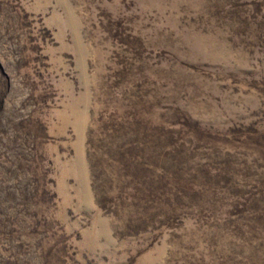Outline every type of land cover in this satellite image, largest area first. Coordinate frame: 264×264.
<instances>
[{"label":"rangeland","instance_id":"1","mask_svg":"<svg viewBox=\"0 0 264 264\" xmlns=\"http://www.w3.org/2000/svg\"><path fill=\"white\" fill-rule=\"evenodd\" d=\"M0 264H264V0H0Z\"/></svg>","mask_w":264,"mask_h":264}]
</instances>
